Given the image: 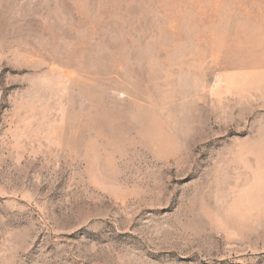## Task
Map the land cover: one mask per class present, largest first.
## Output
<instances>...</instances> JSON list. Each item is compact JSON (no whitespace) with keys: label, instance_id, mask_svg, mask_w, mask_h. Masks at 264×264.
Listing matches in <instances>:
<instances>
[{"label":"rangeland","instance_id":"obj_1","mask_svg":"<svg viewBox=\"0 0 264 264\" xmlns=\"http://www.w3.org/2000/svg\"><path fill=\"white\" fill-rule=\"evenodd\" d=\"M0 264H264V0H0Z\"/></svg>","mask_w":264,"mask_h":264}]
</instances>
